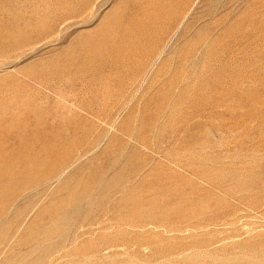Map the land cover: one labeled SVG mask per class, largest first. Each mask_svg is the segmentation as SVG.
Wrapping results in <instances>:
<instances>
[{
    "label": "rangeland",
    "instance_id": "rangeland-1",
    "mask_svg": "<svg viewBox=\"0 0 264 264\" xmlns=\"http://www.w3.org/2000/svg\"><path fill=\"white\" fill-rule=\"evenodd\" d=\"M0 264H264V0H0Z\"/></svg>",
    "mask_w": 264,
    "mask_h": 264
},
{
    "label": "bare ground",
    "instance_id": "bare-ground-1",
    "mask_svg": "<svg viewBox=\"0 0 264 264\" xmlns=\"http://www.w3.org/2000/svg\"><path fill=\"white\" fill-rule=\"evenodd\" d=\"M138 30H139V29H138ZM130 31H131V30L129 29V31H128L129 34H130ZM125 32H126V31H125ZM128 32H127V33H128ZM138 34H139V33H138ZM137 36H139V35H137ZM129 39H132V38H129ZM133 39H134V38H133ZM130 42H131V41H130ZM130 42H129V44H130ZM125 44H126V43H125Z\"/></svg>",
    "mask_w": 264,
    "mask_h": 264
}]
</instances>
